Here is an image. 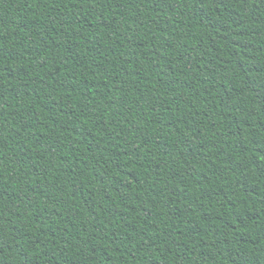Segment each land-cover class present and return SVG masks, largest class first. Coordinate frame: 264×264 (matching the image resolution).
Segmentation results:
<instances>
[{
    "label": "trees",
    "instance_id": "1",
    "mask_svg": "<svg viewBox=\"0 0 264 264\" xmlns=\"http://www.w3.org/2000/svg\"><path fill=\"white\" fill-rule=\"evenodd\" d=\"M0 264H264V0H0Z\"/></svg>",
    "mask_w": 264,
    "mask_h": 264
}]
</instances>
